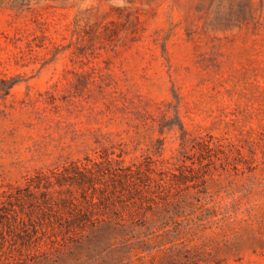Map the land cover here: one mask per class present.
<instances>
[{
	"label": "rangeland",
	"instance_id": "374dc122",
	"mask_svg": "<svg viewBox=\"0 0 264 264\" xmlns=\"http://www.w3.org/2000/svg\"><path fill=\"white\" fill-rule=\"evenodd\" d=\"M126 166L264 264V0H0V264Z\"/></svg>",
	"mask_w": 264,
	"mask_h": 264
},
{
	"label": "trees",
	"instance_id": "16d2710c",
	"mask_svg": "<svg viewBox=\"0 0 264 264\" xmlns=\"http://www.w3.org/2000/svg\"><path fill=\"white\" fill-rule=\"evenodd\" d=\"M138 175L126 166L108 176L111 187L91 184L85 206L56 220L50 235L36 243L22 238L25 256L14 264H211L215 258L192 237L203 224L201 207L139 189Z\"/></svg>",
	"mask_w": 264,
	"mask_h": 264
}]
</instances>
